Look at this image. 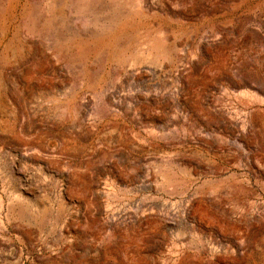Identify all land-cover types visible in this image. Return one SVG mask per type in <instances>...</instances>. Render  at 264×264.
Here are the masks:
<instances>
[{
  "label": "rangeland",
  "instance_id": "374dc122",
  "mask_svg": "<svg viewBox=\"0 0 264 264\" xmlns=\"http://www.w3.org/2000/svg\"><path fill=\"white\" fill-rule=\"evenodd\" d=\"M0 264H264V0H0Z\"/></svg>",
  "mask_w": 264,
  "mask_h": 264
}]
</instances>
